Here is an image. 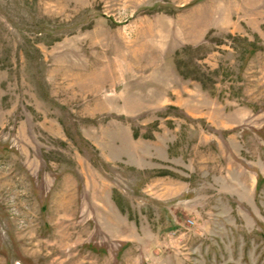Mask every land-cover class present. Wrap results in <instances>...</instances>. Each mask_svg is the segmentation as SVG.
<instances>
[{"label": "rangeland", "instance_id": "374dc122", "mask_svg": "<svg viewBox=\"0 0 264 264\" xmlns=\"http://www.w3.org/2000/svg\"><path fill=\"white\" fill-rule=\"evenodd\" d=\"M0 264H264V0H0Z\"/></svg>", "mask_w": 264, "mask_h": 264}]
</instances>
